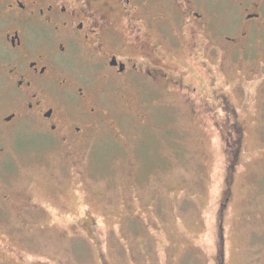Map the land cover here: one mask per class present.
Returning <instances> with one entry per match:
<instances>
[{"label": "rangeland", "instance_id": "374dc122", "mask_svg": "<svg viewBox=\"0 0 264 264\" xmlns=\"http://www.w3.org/2000/svg\"><path fill=\"white\" fill-rule=\"evenodd\" d=\"M218 73L235 117L159 88L108 91L116 130L101 124L77 164L38 150L29 129H0V191L18 193L0 200V264H264V50Z\"/></svg>", "mask_w": 264, "mask_h": 264}, {"label": "flooded vegetation", "instance_id": "af4514ba", "mask_svg": "<svg viewBox=\"0 0 264 264\" xmlns=\"http://www.w3.org/2000/svg\"><path fill=\"white\" fill-rule=\"evenodd\" d=\"M256 49L264 50V0H0V129H29L38 150L77 164L101 124L116 130L102 102L108 91L127 100L129 89L138 99L159 88L193 112L216 111L213 102L235 117L218 71ZM239 146L229 143V169ZM8 155L0 146V181ZM2 192L5 204L18 195ZM19 196L22 210L33 204Z\"/></svg>", "mask_w": 264, "mask_h": 264}, {"label": "water", "instance_id": "95a60500", "mask_svg": "<svg viewBox=\"0 0 264 264\" xmlns=\"http://www.w3.org/2000/svg\"><path fill=\"white\" fill-rule=\"evenodd\" d=\"M229 171H230V174H231V171H232V170L230 169ZM220 237H221V234H220ZM221 238H222V237H221ZM220 254L222 255V253H220Z\"/></svg>", "mask_w": 264, "mask_h": 264}]
</instances>
